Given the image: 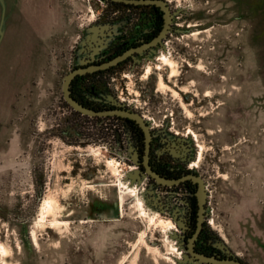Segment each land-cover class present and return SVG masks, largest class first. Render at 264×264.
Returning <instances> with one entry per match:
<instances>
[{
	"label": "rangeland",
	"instance_id": "1",
	"mask_svg": "<svg viewBox=\"0 0 264 264\" xmlns=\"http://www.w3.org/2000/svg\"><path fill=\"white\" fill-rule=\"evenodd\" d=\"M50 1L59 11L44 18L45 49L34 44L39 65L0 74V264H198L155 208L159 193L141 189L108 140L90 143L100 121L64 103L63 76L95 16L88 0ZM165 1L171 31L151 55L106 73V87L192 142L206 225L246 264H264V0ZM73 122L82 136L62 134Z\"/></svg>",
	"mask_w": 264,
	"mask_h": 264
},
{
	"label": "flooded vegetation",
	"instance_id": "2",
	"mask_svg": "<svg viewBox=\"0 0 264 264\" xmlns=\"http://www.w3.org/2000/svg\"><path fill=\"white\" fill-rule=\"evenodd\" d=\"M92 1V0H91ZM155 0H93L90 2L93 21L84 28L81 41V51L76 55L75 62L64 76L74 69L105 64L116 56L128 54L116 64L106 68L76 74L71 80L68 90L70 96L85 108L94 111H110L120 109L129 113H136L142 120L146 130L142 128L137 118L112 113L106 115H87L73 109L62 98L72 114L83 115L100 121L96 138L89 141L103 143L110 142L108 153L114 155V160L126 164L135 182L139 181L142 190H155L159 193L155 201V208L162 212H169L173 221L180 229V240L188 254V258L198 264H213L199 262L191 253L206 254L214 258L237 259L245 263L219 241L215 233L206 225L205 202L207 190L205 181L195 168L196 161L192 142L171 132L167 128L155 127L150 119L138 110H133L129 102L126 103L119 95L111 94L105 75L116 67L129 61L137 62L139 56L154 53L162 41L171 31L173 22L168 3L163 0L170 13L167 32L156 43H151L164 27L165 12ZM63 76V78H64ZM63 82V80H62ZM91 85L95 91L85 92ZM62 91V90H61ZM112 122V123H111ZM73 124V126H71ZM63 126L62 134L69 137L82 136L80 123L73 122ZM110 126V128L108 127ZM94 139V140H92ZM195 162V163H194ZM172 180L162 183L160 180ZM203 181V220H199V180ZM176 181V182H175ZM158 190V191H157ZM151 196V195H150Z\"/></svg>",
	"mask_w": 264,
	"mask_h": 264
},
{
	"label": "crops",
	"instance_id": "3",
	"mask_svg": "<svg viewBox=\"0 0 264 264\" xmlns=\"http://www.w3.org/2000/svg\"><path fill=\"white\" fill-rule=\"evenodd\" d=\"M54 7L59 11L57 2L54 3L53 6V4L51 5L50 0H0V49L6 47L12 48L13 51L12 54L8 56L7 60L0 58V63L4 64L0 66V74L6 71V69L4 70V67L8 63L30 64V66L39 65L41 61L34 62L35 59H33L34 54L32 50L33 48L37 49L38 46H41L40 50L38 49L39 52L45 49L43 44L47 43L50 34L47 33L48 31L45 26V23L48 24V20L44 21V18L47 16V13H56L55 11H52V8ZM11 14L13 22L18 23L19 25H17L15 33L17 34V28L21 30L19 31L20 35H16V40H14L13 27H7L8 17ZM6 31L9 33L8 36L6 35ZM34 44L38 46H34ZM26 48L31 49L30 57L24 61L18 60L16 62V50Z\"/></svg>",
	"mask_w": 264,
	"mask_h": 264
},
{
	"label": "water",
	"instance_id": "4",
	"mask_svg": "<svg viewBox=\"0 0 264 264\" xmlns=\"http://www.w3.org/2000/svg\"><path fill=\"white\" fill-rule=\"evenodd\" d=\"M157 5H160L161 8L164 10L165 12V16H164V27L161 31V33L155 38L153 39V41L151 43H156L162 36H164L167 32L168 29V24H169V17H170V13H169V9L166 5V3L163 0H155L154 1ZM3 17V14H2ZM127 53L121 54L119 56H116L115 58H113L111 61L107 62V63H103L97 66H91V67H81V68H77L74 69L73 71H71L70 73L66 74L63 78V82H62V93H63V97L66 100V102L75 110H78L84 114L87 115H106V114H112V113H117V114H121L122 116H128V117H132V118H137L139 120V122L142 125V128L144 130H146V128L144 127V124L142 122V120L140 119L139 115H137L136 113H129L126 111H121L120 109L117 110H110V111H94L88 108H85L84 105L80 104L77 100H75L74 98H72L70 96V92L68 90V87L70 85L71 80L75 77L76 74H81L83 72H87V71H92L98 68H106L110 65L116 64L119 60H121L122 58H124ZM199 180V220H198V226H200V221L203 220V216H202V212H203V202H204V192H203V181L201 179ZM162 183H171L173 182L172 180H166V179H161L160 180ZM176 182V181H175ZM192 255H194L193 257L198 259L199 262H209V263H213V264H245L243 262H241L240 260L237 259H227V258H214V257H210L209 255L206 254H199V253H194L193 251H191Z\"/></svg>",
	"mask_w": 264,
	"mask_h": 264
},
{
	"label": "trees",
	"instance_id": "5",
	"mask_svg": "<svg viewBox=\"0 0 264 264\" xmlns=\"http://www.w3.org/2000/svg\"><path fill=\"white\" fill-rule=\"evenodd\" d=\"M96 90V87H93L91 85H88L86 88H85V92H90V91H95Z\"/></svg>",
	"mask_w": 264,
	"mask_h": 264
},
{
	"label": "bare ground",
	"instance_id": "6",
	"mask_svg": "<svg viewBox=\"0 0 264 264\" xmlns=\"http://www.w3.org/2000/svg\"><path fill=\"white\" fill-rule=\"evenodd\" d=\"M165 61L169 62L172 65V61L167 59V57L165 58ZM3 264H5V263H3Z\"/></svg>",
	"mask_w": 264,
	"mask_h": 264
}]
</instances>
